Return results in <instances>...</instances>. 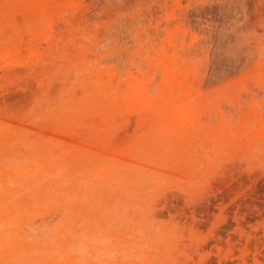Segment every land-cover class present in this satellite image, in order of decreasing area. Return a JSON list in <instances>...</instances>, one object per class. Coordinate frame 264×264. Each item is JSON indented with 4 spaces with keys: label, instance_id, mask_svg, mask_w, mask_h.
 Segmentation results:
<instances>
[{
    "label": "rangeland",
    "instance_id": "374dc122",
    "mask_svg": "<svg viewBox=\"0 0 264 264\" xmlns=\"http://www.w3.org/2000/svg\"><path fill=\"white\" fill-rule=\"evenodd\" d=\"M0 264H264V0H0Z\"/></svg>",
    "mask_w": 264,
    "mask_h": 264
},
{
    "label": "bare ground",
    "instance_id": "6f19581e",
    "mask_svg": "<svg viewBox=\"0 0 264 264\" xmlns=\"http://www.w3.org/2000/svg\"><path fill=\"white\" fill-rule=\"evenodd\" d=\"M13 4V3H12ZM11 4V5H12ZM38 4V3H37ZM64 5V4H63ZM10 5H8L7 7H9ZM17 6H20V5H17ZM12 8L14 7H16V4L14 5V6H11ZM70 7V6H69ZM18 10V9H17ZM21 10V9H20ZM52 10V9H51ZM16 11V10H15ZM54 13V12H53ZM43 15V14H42ZM33 19V18H32ZM185 90V89H184ZM147 94V93H146ZM145 94V95H146ZM140 95H141V93H140ZM85 96V95H84ZM147 96V95H146ZM126 97V96H125ZM145 97V96H144ZM94 98V97H93ZM142 99V98H141ZM129 100H131V99H129ZM137 102L140 104V99H138L137 100ZM172 102V101H171ZM63 106V105H62ZM71 106V105H70ZM74 106V105H73ZM148 107V106H147ZM65 110V109H64ZM91 115V114H90ZM90 117V116H89ZM130 117V116H129ZM131 117H135V116H131ZM72 118V117H71ZM140 118V117H139ZM139 120V119H138ZM87 122H88V120H87ZM50 123H52V122H50ZM56 124H58V123H56ZM76 130H78V129H76ZM140 133V132H139ZM66 135V134H65ZM89 135V134H88ZM136 136V135H135ZM85 137V136H84ZM89 137V136H88ZM133 138H135V137H133ZM132 139V138H131ZM67 140H68V137H67ZM65 144H66V142H65ZM68 147H69V145H67ZM92 149V148H91ZM98 151V150H97ZM143 152V151H142ZM99 153V152H98ZM100 153H102V152H100ZM93 162H94V160H93ZM96 162V161H95ZM133 162H135V161H133ZM140 162V161H139ZM135 163H137V162H135ZM51 164V163H50ZM51 166V165H50ZM49 166V167H50ZM64 168V167H63ZM130 168H131V166H130ZM139 169V168H138ZM48 171V170H47ZM46 171V172H47ZM45 172V173H46ZM109 172V171H108ZM43 174V173H42ZM45 177V176H44ZM69 178V177H68ZM109 178H111V177H109ZM44 179V178H43ZM120 182V181H119ZM40 183V182H39ZM72 185V184H71ZM76 185V184H75ZM137 185V184H136ZM35 186V185H34ZM57 187V186H56ZM143 187V186H142ZM36 188V187H35ZM77 189V188H76ZM74 191V190H73ZM76 191V190H75ZM68 193V192H67ZM8 198V197H7ZM82 198V197H81ZM84 201V200H83ZM87 202V201H86ZM82 203V202H81ZM111 206V205H110ZM31 217V216H30ZM46 218V217H45ZM48 225V224H47ZM52 225V224H51ZM48 227H50V226H48ZM47 230V229H46ZM49 230V229H48ZM47 230V231H48ZM51 231H52V229H51ZM43 233V232H42ZM98 233V232H97ZM29 235V234H28ZM34 235H35V233H34ZM37 235V234H36ZM31 237H33V236H31ZM37 237V236H36ZM38 238V237H37ZM94 239V238H93ZM95 240V239H94ZM35 241V240H34ZM70 241V240H69ZM37 242V241H36ZM35 242V243H36ZM15 243V242H14ZM95 243H96V241H95ZM35 246V245H34ZM72 246V245H71ZM74 248H76V247H74ZM34 250H35V248H34ZM41 251V250H40ZM38 254V253H37ZM78 258V257H77ZM164 259V258H163ZM84 260V259H83Z\"/></svg>",
    "mask_w": 264,
    "mask_h": 264
}]
</instances>
